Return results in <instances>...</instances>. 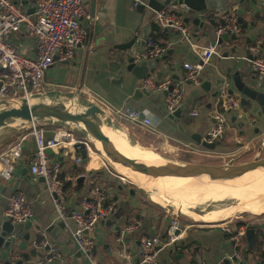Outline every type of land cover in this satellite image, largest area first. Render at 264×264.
<instances>
[{"label": "crops", "instance_id": "1", "mask_svg": "<svg viewBox=\"0 0 264 264\" xmlns=\"http://www.w3.org/2000/svg\"><path fill=\"white\" fill-rule=\"evenodd\" d=\"M133 1L85 0L89 16L81 19V25L87 31L85 44L77 49L72 59L52 64L45 73L46 82L54 85L50 88H58V90L64 88L67 91H87L114 109L128 107L139 113L151 115L155 122V131L143 129L123 116L112 114L107 116L115 121L121 119L120 122L126 126L129 125L140 130L141 133H145L149 143L157 142L168 151L183 146L195 150H216L218 144L213 149L201 145L202 133H206L213 122L210 112L215 96L212 94L217 90L215 85L218 86L217 79L221 76L228 77L231 82L229 73L226 72L227 67H232L239 72L244 81L253 76L250 64L246 59L249 57L246 47L250 44H260L264 55V6H261L258 0H226L222 7L214 8L201 20L202 26L192 23L194 15L187 7L178 6L181 18L189 27L192 41L198 45H206L215 40L216 11L224 7L236 9L237 17H241L240 23L238 22L241 31L236 36V40L232 41L229 38L228 42L222 41L219 46L221 55H213L205 64L201 73V83L204 79L210 82L207 91L201 88V83L199 85H194L189 81L183 83L180 101V104L184 105L183 111L176 121H172L164 111L165 95L163 91L152 92L148 89V92H144V87L140 85L141 81L135 80L128 72H122V77H126L125 83L122 85L110 83V79H114L110 73L106 74V78H101V85L95 81L96 86L91 87L83 82L87 76L91 75L90 71L92 74L99 72L101 62L112 61L124 53L129 55L133 49L143 50L146 47L145 39L147 37L159 43L165 50L159 57H156L159 59L158 63L145 77L163 78L170 75L172 78L183 79L185 70L182 63L196 60L197 54L189 47L188 43L179 41L171 29L160 27L157 23L159 29H151L149 24L151 21L154 22V11L146 5L142 11H138L139 4L137 7H133ZM138 1L143 3L145 0ZM92 3L93 12H91ZM28 6L24 2L27 11L31 9ZM144 32L147 36L143 38L144 44L141 46L140 40ZM133 37L135 38L133 44L125 52L114 48V45L125 43ZM10 43L25 55H35L36 40L24 28L10 36ZM55 65L56 68L53 70ZM64 70L65 74L62 73ZM117 77L115 76V78ZM194 107L198 111L196 116L189 114ZM233 116H236L234 121L232 120ZM43 128L47 136H50L55 130ZM227 131L236 133L231 137V140L245 141L246 132L264 131V119L262 116L247 117L239 107L238 111L228 114ZM26 132L27 128L22 133ZM179 141H184V144ZM192 141L196 143L193 144ZM34 147L33 138L26 134L23 141L22 157L16 165V170L12 175L0 179V228L5 220L4 211L8 195L11 192L16 190L23 192L33 210L31 219L15 226V231L7 236L11 237L13 242L7 248H0V264H34L43 255L53 250L61 252L69 264H90L86 256L78 250L71 232L66 227L59 228L56 238H53L47 231L49 225L56 226L61 221L56 218L51 197L45 190L43 180H35L29 175L28 165ZM198 151L203 152L202 150ZM92 154L94 153L89 155L88 163H77L71 154L61 158L60 170L61 177L65 182L66 203L71 208L76 207L80 199L94 185H102L108 198L115 203L116 210L114 214L99 222L94 228L96 264H137L140 255V236L164 237L171 217L156 214L149 209L136 191L119 179L117 180L108 171V167H104V158L102 164H99L95 154L96 159L93 162ZM74 155L80 156L78 152H75ZM89 171L90 174H88ZM84 174H86L84 179L79 180V176ZM131 219L138 220L139 226L135 231L127 234L121 243L118 239V230ZM65 224L71 228L74 225L71 219H66ZM225 225L232 228H237L239 225H246V229L254 228L253 248L249 249L243 234L238 244V250L242 255V264H263L260 253L262 250L264 251V211L249 217V219L237 220L233 223L227 221L219 224H184L183 228L180 227L177 235L176 246L166 247L160 251L162 263L217 264L221 260L227 261V256L230 255L234 246L224 230ZM42 239H46L48 245L46 244L43 248L34 247L33 243ZM51 264L60 263L57 261Z\"/></svg>", "mask_w": 264, "mask_h": 264}, {"label": "built area", "instance_id": "2", "mask_svg": "<svg viewBox=\"0 0 264 264\" xmlns=\"http://www.w3.org/2000/svg\"><path fill=\"white\" fill-rule=\"evenodd\" d=\"M24 2L33 8L27 12ZM140 1L134 0L133 7ZM264 6V0H258ZM180 5H167L158 11H154L153 20L160 27L169 28L179 41L188 43L189 47L197 54L195 61L182 63L185 70L183 79H173L170 75L163 78L147 76L141 80V87L148 88L152 92L167 90L165 95L164 111L172 112L182 99V85L189 81L194 85L201 83V73L205 64L213 55H221L219 46L222 42L218 39L223 34L229 38L237 36L241 29L238 24L236 9L224 7L216 11L215 40L206 45H198L190 37L189 27L178 12ZM182 7H184L182 5ZM88 16L85 0H0V102L13 104L19 98H30L35 95H46L50 87L45 73L55 62L68 61L73 58L78 48L83 47L87 38V31L81 25V19ZM22 28L28 30L36 40L35 55L28 56L18 51L11 43L10 36ZM146 47L143 50L133 49L130 56L136 63L159 57L164 52V47L152 38L145 39ZM251 71L258 84H264V55L260 44H250L246 47ZM171 90H168V87ZM232 84L230 79L223 76L218 83L215 100L211 107L210 116L213 122L202 140L213 143L218 142L224 135L228 126V113L239 110V95L236 91H230ZM84 91V90H83ZM88 97L104 111L103 116L115 115L124 117L135 125L148 131H155V122L151 115L143 114L128 107L114 109L98 97L84 91ZM143 113V112H142ZM190 115L198 114L197 108L190 110ZM26 134L30 135L35 143L34 150L28 165L29 175L33 179H43L45 190L51 197V203L56 213V218L64 222V226L71 232L78 250L83 253L90 264H96L94 259L96 225L114 214L115 203L108 198L105 188L94 185L83 196L76 207H70L64 196V180L61 177V158L69 154L77 163L81 162L80 156H75L74 145L83 143L90 158L89 140L85 137H76L70 128L65 126L56 128L50 136L42 126L30 121L26 133L19 134L15 140L0 152V179L8 177L16 170V165L22 157L23 141ZM51 151V154L46 152ZM102 162V161H101ZM104 167L108 163L103 162ZM86 176V174H84ZM124 182L125 178L119 176ZM1 183V181H0ZM33 210L27 197L21 191H13L8 195L4 217L12 225L17 226L31 219ZM66 219H71L73 227L65 224ZM139 221L131 219L120 227L118 239L121 242L129 233L135 231ZM246 225L232 228L224 226V230L233 241L234 248L227 261H219L217 264H242V255L238 250L241 236L246 230ZM180 225L176 216L171 217L166 227L165 236L156 235L140 236V255L137 264H163L160 259V251L170 247L176 242L175 231ZM14 236V235H12ZM122 243V242H121ZM48 245L46 239L34 242V247L43 248ZM69 264L62 253L49 251L34 264H51L52 262Z\"/></svg>", "mask_w": 264, "mask_h": 264}, {"label": "water", "instance_id": "3", "mask_svg": "<svg viewBox=\"0 0 264 264\" xmlns=\"http://www.w3.org/2000/svg\"><path fill=\"white\" fill-rule=\"evenodd\" d=\"M225 2L226 0H145L143 3L139 2V8H137V10L142 11L145 5L153 11H158L167 5H183L193 13L194 17L192 18V23L194 25L199 24L202 26L201 20L211 13L214 8L222 7ZM32 11L33 8L27 12L31 13ZM91 12H93V3L91 4ZM240 21L241 17L238 16V22L240 23ZM149 27H151V29H159V26L153 21L150 22ZM142 36L143 37L140 40L141 46L144 44L143 38H146L147 36L146 32H144ZM227 39V34H223L218 41L222 42ZM134 40L135 38L133 37L125 43L114 45V48L118 51L125 52V50L133 44ZM124 54L117 56L114 61H103L101 62V65L108 67L109 70L128 72L135 80L141 81L159 61L158 58H153L136 63L132 56ZM226 72L229 73L231 78L232 88L230 91H236L239 95L241 111L247 117L252 118L255 116H262L264 119V84H258L254 76L250 77L247 81H244L239 72L232 69V67H227ZM122 78L121 73L117 78L112 79L111 82L117 84L121 83ZM173 79H176V77ZM222 79L223 76L218 78L217 83ZM209 86L210 82L207 79H204L201 83V88L207 91ZM171 87L172 86H169L168 90H171ZM143 91L148 92V88H143ZM216 92L217 91L212 95L215 96ZM163 93L166 95L167 90H164ZM31 100L35 101L31 103ZM4 103H6V101L0 102V105H3ZM183 107V104H179L172 112L167 113L166 116L172 121H176L183 111ZM89 112H92L99 117L104 115L103 109L96 104L82 106L73 103L72 99L61 100L54 97H48L47 95H35L30 98L22 97L13 103L11 107L0 110V128L15 123L34 121L37 118H46L61 122L84 135L97 152L107 161L129 167L131 170L152 179L168 176L195 178L199 179L198 181L227 182L236 181L242 177L264 171V157L254 158L242 163L229 162L228 164L209 165L190 161L178 162L162 156L155 150L152 151L156 153L157 157L150 162H145L139 158L123 156L113 148L109 139L100 129V126H97L90 121ZM139 117L142 118L143 113H140ZM235 118L236 116H233L232 120L234 121ZM216 144V142L208 143L204 140L201 141V145L208 149H213ZM73 147L75 152L79 153L81 162L86 163L88 153L85 145L83 143H76ZM46 152L48 154L51 153L49 149H46ZM88 174H90V171ZM39 179L41 181L43 180L41 177ZM83 179L84 175H80L79 180ZM64 227V222L61 221L56 226L49 225L47 231L50 232L53 238H56L58 236L59 228L63 229ZM15 229L16 227L7 219L2 222L0 228V248H7L12 244L13 239L7 236L13 233ZM175 233L178 234L179 229H177ZM254 233L255 231L253 227H248L244 232L249 249L253 248ZM231 244L233 245L234 242L231 241Z\"/></svg>", "mask_w": 264, "mask_h": 264}, {"label": "rangeland", "instance_id": "4", "mask_svg": "<svg viewBox=\"0 0 264 264\" xmlns=\"http://www.w3.org/2000/svg\"><path fill=\"white\" fill-rule=\"evenodd\" d=\"M112 61H114V59H112ZM55 68L56 65L53 66V70ZM62 73L65 74V70ZM90 73L91 75L87 76L86 79L83 80V82L91 87H94L96 86L95 81H97L100 85L102 84L101 78H106V74L110 73L114 76L113 78H115V76L120 75L122 72L116 70H109L108 67L101 65L99 67L98 73L94 72L92 74L91 71ZM50 77L52 78V76ZM125 78L126 77L124 76L120 85L125 83ZM215 87H217V85H215ZM46 95L48 97H54L61 100L72 99L73 103L82 106L94 104L91 98L88 97L84 91L79 90L67 91L64 88H60L59 90L58 88H50ZM11 105L13 104L7 103L5 105H0V110L11 107ZM198 110L200 111V108ZM230 112L228 114H230ZM100 118L104 123L110 124L115 127L111 128L117 133H119L122 137L126 138L129 142H131L132 145L134 144L135 147L140 148L144 153L153 157L154 160L157 155L152 150L157 151L159 154L168 159L175 160L178 162L190 161L194 163H203L209 165L228 164L229 162L242 163L250 161L254 158L264 157V131L257 133H255L254 131L246 132V140H241V142H235V140H231V137L236 134L234 133V131H225L222 138L217 142L218 148H216V150L214 149L213 151H205L204 149H190L186 145V147L183 146L182 148L180 147L176 148L175 150L168 151L167 149L162 148V146L159 145V143L157 142L149 143L150 141L149 139H147L148 137L145 133H141L140 130L134 129L129 125L126 126L124 123L120 122L121 119H117L118 121H115L113 119H110L108 116H102ZM34 123L36 125L48 129H56L63 126L69 128L61 122L46 118H37L34 120ZM29 125L30 122H21L0 128V152L3 151L10 143H12L15 138L20 133H22ZM116 128H118L119 130H117ZM160 128H162V126H160ZM70 129L73 131L76 137H85L75 129ZM204 135L205 133H202L203 137ZM179 142L184 144V141ZM192 143L195 144L196 142L192 141ZM89 145L90 153L93 152L97 156L96 158L98 159L99 164H102V162L100 163V160L102 161L103 157L97 152V150L90 142ZM144 146L149 149L145 148ZM198 150H202L203 152L201 153ZM103 160L108 163L107 160ZM88 161L89 160L87 159V163ZM107 167L108 171H110L115 176V178H117V180L119 179V176L124 177L125 185L131 187L132 190L136 191L140 195L141 199L145 202L146 206L149 209L153 210L156 214L167 215L168 217L176 216L181 228H183L184 224L186 223L219 224L225 223L227 221L233 223L237 220L249 219V217L258 215L259 213L264 211V190L260 189L259 184L255 185L258 186L257 189H250L252 187L242 188L239 191H233L229 194L206 193L200 191L198 193H193L186 189L184 191H180L182 189L178 188L177 190L175 189L176 187L169 185L157 186L150 179H143L141 175H138V178L140 180L143 179V182H141L142 184H145L148 187H150V184H154L151 186L156 191H146V189H143L145 187H139L135 184L136 177L134 178L132 175L126 176L120 168H115L111 163H108ZM131 178H134V182ZM243 191L248 194H244ZM234 195H238L241 198L235 200L236 197ZM236 202L239 204V208H237L236 210L227 209L226 211L225 208H222L223 205L228 207L231 206V208L233 206L237 207ZM215 213H218V217L216 219L213 217ZM172 246L175 247L176 243H174Z\"/></svg>", "mask_w": 264, "mask_h": 264}, {"label": "bare ground", "instance_id": "5", "mask_svg": "<svg viewBox=\"0 0 264 264\" xmlns=\"http://www.w3.org/2000/svg\"><path fill=\"white\" fill-rule=\"evenodd\" d=\"M34 101L35 100H31L30 102L32 103ZM89 115H90V117H89L90 121L93 122L95 125L100 126V129L103 131V133L109 139V141L112 144L113 148L118 153H120L121 155L126 156V157L139 158V159H142L145 162L152 161L153 157H151L148 154L144 153L140 148L135 147L134 144L132 145L131 142H129L126 138L122 137L119 133L114 131L111 128V127H113L112 125L104 123L102 121V119L98 115H95L92 112H89ZM113 128H115V127H113ZM116 129L119 130L118 128H116ZM92 157H93L92 159H94L93 162H95L96 158H95L94 154H92ZM108 163L110 164L111 162L108 161ZM111 164L115 168H120L121 171L126 176L132 175L134 178L136 177L135 184L137 186H139V187L140 186L141 187H145L143 189H146V191H156L151 186V185H154V184L157 185V186L158 185L159 186L169 185V186L176 187L175 189H177V190H178V188L182 189L180 191H184L186 189V190H188L190 192H193V193H196V192L198 193L200 191V192H206V193H226V194H229V193H231L233 191H239L242 188L252 187L250 189H257L258 186H255L257 184H259L260 189L264 190V183H263V181H264V171L256 172V173H254L252 175H249V176H246V177H242V178H240V179H238L236 181L209 182V181H206V180L205 181L204 180L198 181L199 179H195V178L168 177V176H166V177H157V178L152 179L150 177H146V176H144V175H142V174H140L138 172H135V171L131 170L129 167H126V166H123V165H120V164H117V163H111ZM138 175H141L143 177V179H150L154 184L153 183L150 184V187H148L145 184H142L141 182H143V179L140 180L138 178ZM134 178L133 179L131 178L133 180V182H134ZM243 193L246 194L244 191H243ZM238 195L237 196L234 195L236 197L235 200H238L239 198H241ZM234 196H233V198H234ZM229 197H230V195H229ZM245 203H246V200H245ZM241 205H242V203H241ZM229 207L228 206H224V205L222 206V208H225L226 211H227V209H232V210L235 209L236 210L237 208H239V204L237 203V207H235V206H233L232 208H231V206H229ZM240 209H242V208H240ZM213 217L216 219L218 217V213H215L213 215Z\"/></svg>", "mask_w": 264, "mask_h": 264}, {"label": "trees", "instance_id": "6", "mask_svg": "<svg viewBox=\"0 0 264 264\" xmlns=\"http://www.w3.org/2000/svg\"><path fill=\"white\" fill-rule=\"evenodd\" d=\"M236 36L232 37L231 40L234 41L236 40ZM64 187H65V182H64ZM242 224V223H241ZM260 258H261V261L262 263L264 264V251L262 250L261 253H260Z\"/></svg>", "mask_w": 264, "mask_h": 264}]
</instances>
